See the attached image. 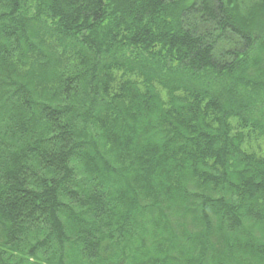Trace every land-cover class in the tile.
<instances>
[{"label": "trees", "instance_id": "trees-1", "mask_svg": "<svg viewBox=\"0 0 264 264\" xmlns=\"http://www.w3.org/2000/svg\"><path fill=\"white\" fill-rule=\"evenodd\" d=\"M264 0H0V264H264Z\"/></svg>", "mask_w": 264, "mask_h": 264}, {"label": "rangeland", "instance_id": "rangeland-1", "mask_svg": "<svg viewBox=\"0 0 264 264\" xmlns=\"http://www.w3.org/2000/svg\"><path fill=\"white\" fill-rule=\"evenodd\" d=\"M246 145L251 146L252 148L250 149H256L260 152H264V139H262L261 137L251 138L247 140Z\"/></svg>", "mask_w": 264, "mask_h": 264}]
</instances>
